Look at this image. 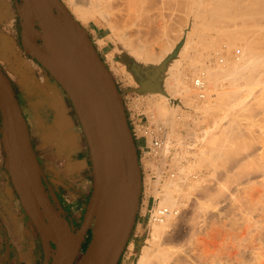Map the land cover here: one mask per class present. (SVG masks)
Masks as SVG:
<instances>
[{
  "label": "rangeland",
  "instance_id": "374dc122",
  "mask_svg": "<svg viewBox=\"0 0 264 264\" xmlns=\"http://www.w3.org/2000/svg\"><path fill=\"white\" fill-rule=\"evenodd\" d=\"M177 1L178 0H176L175 3L172 2L175 4V6L173 4L174 8L176 7ZM179 1H180V4L182 3L183 6L182 5L180 6L177 3L178 4L177 7L179 8L181 7V9L175 8L174 10L173 9L172 10L174 12L177 9L179 15L181 16L182 12L183 14H185L186 10L185 9L182 10V8H184L185 6H186L185 8H187V4H185L187 3V1L186 0H183L182 2L181 0ZM60 2H62L63 6L76 20V23L80 27V29L90 37L93 44L96 46L101 58L103 59L106 67L109 69L112 77L116 81L118 88L120 90L121 96L123 98L125 108L127 110L130 127L131 125L133 126L134 122H140V121H142V124H145V125L151 124L152 119L147 113V110H148V107L152 105V103L155 102L154 98H157L156 101H159L160 97L163 95L166 98H170L168 96L170 93L167 92V89H165V87H163L164 89L162 88L163 83L168 82V81L173 82V78L171 76L168 77V73L165 72L167 70V66H168V63L170 62V59L176 58L177 60L176 65H179L177 66L178 67L177 69H179L180 71H183L181 69L182 68L185 69L186 67H190V69H193L192 72H196L195 71L196 68L198 71H200L204 67H209V66L212 67L214 78L222 86V84L223 85L227 84L226 82H223V80H225L226 78H228L229 81L233 80L232 77L228 76V74L232 72L225 70V68H228V67L232 68L233 65L237 66L242 63H247L250 60H252L253 57L256 55L257 56L264 55V49L256 48L248 42L244 46V52L241 53L242 56L244 57V61L236 60L235 54L240 53L242 51L243 45L241 44L240 41L235 43L234 38L238 34L237 32L239 33L241 32L242 37H245L244 41L247 42V40L250 37V30L248 27L243 30L238 28V26H235V27L232 26L230 28L225 27V29H223L222 27H220V24H219L218 26H216V28H212V29L207 28V27L203 28L201 25L194 28L193 26H191L192 23L190 22V20L191 19H192L191 21L194 20L193 21V23L195 22L194 24H198L197 22L199 21L198 19L196 20L194 18L195 16L193 14H192L193 16L191 17L190 12L188 11L189 9H187L189 16L187 17L188 13H186L185 15H183V18H185L184 16H186L189 19V21L187 18L185 19L181 18L179 15H177V12H175L176 15H173L174 18L176 16L177 17L179 16L181 20L183 21L186 20L185 24L186 23L189 24V25L187 24L186 26L184 23H183L184 25L180 24L181 25L180 28L182 27L181 28L182 31H181L179 30L180 28L178 27L179 24L177 25V23H181V21L177 22V20L175 21L174 19H172L171 21V19H169V17H171L173 13L170 11V9L173 8L172 3L170 6L169 4H167L165 0V5H169L168 7V6H164L163 0H147L146 2H144V5L142 6L143 12L141 14V19H140V16H138L139 18L137 17L138 22L140 20L138 25H140L139 27L141 30L139 29L138 26H137L138 29L136 28L137 31L136 29H134L135 27H132L130 30L131 31L133 30L136 33V35H138L140 31L141 32L143 31L141 34L145 33L143 34V36L144 35L145 36L141 38L142 40L143 38L145 39L148 38L151 41L153 37H154L153 40H155V37H157L156 39L159 42L160 41L158 40V36H159V39H162L160 43H157L156 40L155 42L157 44H155L154 41H151V43L154 42L153 44L155 46H152V47L154 48L155 53H157V51H164L165 50L164 48L166 47L164 43H167V42L173 41L175 43L173 45H177L179 47H177L178 54L176 52V55H174L175 53L172 54L173 56L168 55L169 57L167 56L168 57V58L166 57L167 59L164 58V60L158 62L160 64L155 63V64H150L149 66H145L142 63L136 62V60H134L133 58L127 59V56L125 55L122 56V54L121 55L118 54L119 53L118 50L120 49V47L123 48V46L125 45H122L123 42H119L117 37L115 39V37L112 36L114 40L111 37L109 39V36H111L112 34L108 26L105 24L104 19L98 17V18H94L90 20L88 23H83L82 21L74 17L75 13L73 12V9L69 5V3L68 2L66 3V0L65 1L60 0ZM16 4L19 6L20 10L23 9V4L20 0H0V10H1V13L3 12L2 14L4 16L2 21H3V24L4 23L10 24L8 20L9 12H11V15H13L12 19L14 20L16 19V21L13 22L14 25L12 26V30H13L12 37L17 46L18 54L21 56L22 59L26 60L28 63L32 62V65L35 68V70L34 68L32 70L33 79L36 85L38 84L39 86H42V87L39 91H36L30 94L28 93V88H25V87H23V89L21 88L20 84L18 83V80H20L18 77L12 75L11 73H10V76L14 80V84H15L14 89L21 103V106L24 112V117L26 121L28 122L30 135L32 136V139L34 140V145L36 146V148L40 144V136L42 135L51 137L50 141L56 144V142L60 138V135L67 133V130H69L68 123L65 118L67 117V115H69V117L72 118L74 117V115H76V113L75 111H73L74 109L71 105V102L67 94L61 89V87L57 84L55 79L50 74H48L26 52L21 42V37H20V29H21L20 22H19L20 17L19 16L15 17V12H16L15 5ZM112 8L115 9L114 7ZM163 8L165 9L163 10ZM116 10L117 8L111 11L112 14L113 12L115 13ZM106 11L109 13L107 14L110 16V12H109L110 9L107 8ZM164 11L165 12L167 11V13L168 11L170 12L168 14L169 21L167 19L168 15L164 14L165 15L164 18L166 19L165 23H167L168 25L170 21L173 22L174 20L175 22V24H173L174 22L172 23L174 26H172L171 30H168L170 28L169 27L167 28V26H165L166 24L162 25V23H160V21L162 22L164 21V19L162 18L163 17L162 13ZM117 12L119 11H116V13L114 14L115 16L113 15L114 18L118 14ZM158 13L160 16L162 15L161 19L158 16ZM154 17L158 18V21ZM114 18L113 20L114 21L116 20L117 22L118 18L117 19L116 18L114 19ZM150 18H154L155 20L153 19L154 20L153 21ZM236 19L234 18V20ZM234 20L230 22V25H233ZM118 21L120 23L121 20H118ZM237 21L239 20H236V22ZM158 23L162 25L161 31H163L162 30L163 26L166 27L168 31H173L174 27H176L175 31L178 28L177 30L178 32L181 31L180 32L181 35L180 33L179 35L175 34L174 33L175 31L170 32L172 35H167L166 31L162 32L161 34V31L159 30H158L159 32L156 31L158 27H160ZM237 24L240 25V22L239 23L237 22ZM183 26H185L186 29H184L185 27ZM246 26H248V23L246 24ZM191 28H194L195 30ZM200 30L202 31V35L205 34L204 35L205 38H202V36H200L201 38H198L199 35H201L198 33V32H201ZM184 31L185 32L189 31L188 35L192 34L191 37H188L190 39V40L188 39L189 42L191 41L190 43L191 46L189 45L190 46L189 47L187 45L188 49L184 47L185 37H184V34L182 33ZM134 32L132 33L129 31L127 33L131 34L129 36L130 37L132 36L131 38H133V36L135 35ZM158 33L161 34V36L167 35L164 37L165 40L162 37L160 38V35H157ZM196 33H198L197 34L198 37ZM140 36L139 37L137 36V37L140 38ZM169 36L171 38L173 37L172 41H171V38L170 40L166 39ZM175 36H180V37L177 40L178 37H175ZM174 37L176 38L175 40H177V42L174 41ZM134 38H133V42L134 40L136 42L137 40H139L137 38L135 39ZM199 39H202V40L200 41ZM166 40H169V41L165 42ZM181 40L183 43L181 42ZM143 41L141 43H145V42L148 44L150 43V41L148 42L147 40L145 42ZM113 42H115V44ZM119 43H121V45ZM162 43L164 44L165 47L162 45ZM146 45L145 47H147ZM161 45L163 46L162 49H161ZM180 46H182V48ZM183 47L185 49H183ZM125 48H127V46H125ZM222 48L228 49L229 51V54H228L229 61L228 62H226L225 57L222 54H219L216 56V52L220 53V50ZM147 49H149V47ZM126 51L128 52V49H125L124 51L125 54L127 55ZM149 53H152V52L149 51ZM220 55L223 56L224 58L223 57L219 58ZM217 58L219 59V61ZM163 61H164V64H163ZM190 63L194 65V67L192 66L193 68L191 67ZM185 64L187 66H185ZM259 72L260 73L258 74L257 78L259 77L260 79L264 78V62H262V64L260 65ZM254 81H255V76L248 78L244 81H240L239 86L238 85L237 86L236 85L234 86L226 85L223 88H219L212 94V96L209 99L205 97L203 102L196 100L192 107L187 108V110H190L189 113H184V115H186L185 120L180 119V113H177L176 114L177 121L172 126L173 132H174L173 134H175L179 139L183 140L184 145H186L187 148H184L185 146L180 145V144L179 145L177 144L178 146L177 145L175 146V143H177V141L171 140V147H172L171 153L172 154H170L169 157L163 156L162 152L160 154H157L156 156L149 155L148 152L151 147L150 141L147 140L145 137L136 139V144L138 146V152H139V157H140L139 159H140V164H141L142 174H143V182H144V177H145L146 187L142 189L140 209H139V213H138L137 220L135 223V227L132 232L130 241L123 253L124 255L122 256L119 264L136 263L137 261L136 257L139 254L138 252L139 250H141V247L144 245L145 240L149 236V233H150L149 223L152 218V216H150L151 211L153 210V208L155 211V209L160 206V196L156 194L155 187H154L155 186L154 182L158 181V174L164 173L163 177L165 178H162V181L160 184V185H163L165 180H167L165 172L173 169L176 171V174L179 175V171H177L176 168L180 166H185V165L190 167V169L189 168L187 169L189 172H186V174L188 173L187 174L188 176L190 174L193 175V179L189 181V183H193V187L190 190L191 191L190 194L188 193L186 194L185 198L183 197L181 198V201H182L181 202L182 203L181 214H180L181 216H179V218L174 223L172 228H170V231L168 233L169 235H167L169 238L167 237V239L168 240L172 239L171 241L173 242L175 241V242L182 243L183 241L185 243L186 240H188L190 237L194 238L195 236L197 237L198 235L199 237L196 238V240L197 239L199 240V242H196L197 247L201 245L198 247L199 250L201 249V253L203 252L202 249L204 250L205 248L204 252L205 253L207 252V253L206 254L202 253V254H205L204 261L205 263L207 262L206 264H264V240H263L264 239V188H263L264 186L262 187V185L264 184H261L259 182V180L262 179L261 174H263V172L260 169L261 166L259 165L260 164L262 165V163H264V159H263L264 150H262L264 148L261 147L264 145L263 143L264 139H262L263 138L262 136H264V90L258 91L259 84H256ZM232 83H235V82H232ZM250 89H253L252 93L248 91ZM232 91H235V95L234 93H233V96L224 95ZM236 91L238 92V94H236ZM247 95L249 96V98L248 97L246 98ZM242 96L247 99V102L244 103L243 107H236L234 105L235 102L232 103L233 100L236 101V99H239ZM173 102L175 103L177 101L174 99ZM224 114H228V117H230V119L228 118L226 122L225 120H222ZM245 116L246 118H244ZM218 123H219V127L216 130L214 141L219 142L220 141V130L221 131L225 130L228 133L229 142L231 143V148L229 147V149L231 150L229 151L232 152V154L230 153V156L232 157V159L229 158L227 155L226 158H224V156H221V160H220V157L219 159L212 158L211 162H209L211 164L208 163L209 165L205 164V162L202 164L203 160L199 161L200 158H198L196 155L194 156V154L192 155V153L196 150V147H197V150L194 153H197V154H198V149L199 150L203 149V148H200L202 146L200 145L199 147L197 143L199 139V135H202V133H204V131H206L210 127H216ZM154 126L156 125L154 124ZM167 127H169V129L171 128L170 126H167ZM239 127L242 128V129L240 128L241 129L240 132L238 131ZM188 142H191V143H188ZM176 151H181L182 154L183 152H185V156L188 158L187 162L184 159L179 160V161H176L175 159H173L174 153ZM188 151H190L189 153L190 155L188 154L187 156L186 154L188 153ZM257 151L258 153L256 154L255 152ZM252 154L254 157L252 158L248 157L249 155L252 156ZM256 155H258L257 159H259V156H261L260 161L255 159L257 157ZM222 158L225 162L222 160ZM188 160H191V161L188 162ZM199 162L201 163L202 166H200ZM91 169H92V165H91ZM66 170L68 169H64V171ZM62 174L64 173L62 172ZM194 175L197 176L195 178L198 179L199 177L200 179L199 180L200 182H198L197 184L195 183V181L197 180L194 178ZM226 176L227 177L229 176L228 180L231 177H233V180L232 179L229 180L230 182L228 181L229 182L228 183ZM224 180H226V182H224ZM88 181L90 185H89V189L87 193L85 194L87 197L85 198V203H83V206L82 205L78 206L76 204V207L72 209L68 208L69 204L65 200V198L67 199L68 197H63V195L57 196L53 192V190L49 189V187L47 188V192L49 193L50 197L53 199L54 203L56 205L58 204L65 212V215L61 217L62 221L67 222L74 231H77L80 228L84 220V217H85L86 208L90 201V197H91V193L93 189V172H92V176H90ZM64 184L66 185V183ZM224 185L226 186L224 187ZM11 186L12 185L10 184L9 187ZM221 186H222V189L220 188ZM217 187L218 189L219 188L220 189L218 190ZM77 188L78 187H76V192H74L75 189L73 188L71 189V192L74 194L76 193V196L80 195L81 193L77 191ZM204 189H205V193L208 196L205 195V193L203 192ZM61 190L65 192V189H61ZM221 190L224 194L222 193L221 197H218L221 192L219 194L217 193ZM222 195H224L223 196L224 198H222ZM197 200L199 202L200 201L203 202L201 205L207 203L208 201V204L205 206L208 209L203 207L204 211L202 209L198 210L199 205H197L198 203ZM6 207L5 209L3 208L1 209L2 210L1 214H3V216L8 215V204L7 203H6ZM17 209L20 212L21 205H20L19 199L17 201ZM205 209L207 210L205 211ZM196 210L199 211V213L201 212L204 215L203 217L207 216L205 220H203L204 218L201 219L202 220L201 222L204 224V222L206 221L205 222L206 224L203 225L202 223H200V220L199 222L196 221L198 220L199 215L201 218V213L199 214L198 212H196ZM205 212L208 215L205 214ZM20 213L21 215L23 214L22 212ZM209 215H212V216H209ZM63 217L65 218L63 219ZM210 219L212 220L210 221ZM192 221L196 223L199 227L196 226V224H194ZM190 223L195 225L194 230L196 231L197 235L196 233H194L195 231L193 232V225ZM202 226H204L205 229H202L204 228ZM199 233L200 234L203 233L201 234L202 238H200ZM91 238H92V233L89 232L83 247L85 246V248H87L89 242L91 241ZM202 240L203 241L206 240V241L203 242ZM252 247L253 249H251ZM256 247L260 248L261 250H259ZM37 249H38V245H37ZM254 249L256 252L253 251ZM84 251L85 250L83 249L82 254L80 255L78 259V263L80 259L82 258ZM39 253H41V259L43 260V252H42L41 246L39 248ZM256 253H258V255ZM253 254L257 256L255 257L253 256ZM216 257H218L219 261L216 260L217 259Z\"/></svg>",
  "mask_w": 264,
  "mask_h": 264
},
{
  "label": "water",
  "instance_id": "95a60500",
  "mask_svg": "<svg viewBox=\"0 0 264 264\" xmlns=\"http://www.w3.org/2000/svg\"><path fill=\"white\" fill-rule=\"evenodd\" d=\"M26 52L67 94L91 159L93 190L77 231L46 189L28 123L0 65V113L5 168L20 205L41 242L44 264H119L140 209L142 168L127 110L114 78L90 37L60 0H20ZM55 249H54V247Z\"/></svg>",
  "mask_w": 264,
  "mask_h": 264
},
{
  "label": "bare ground",
  "instance_id": "6f19581e",
  "mask_svg": "<svg viewBox=\"0 0 264 264\" xmlns=\"http://www.w3.org/2000/svg\"><path fill=\"white\" fill-rule=\"evenodd\" d=\"M146 1L147 0H66V3L68 2L69 5L72 7L73 12L75 13L74 17H76L77 19H79L83 23H88L90 20H92L94 18H98V17L104 19L105 24L108 26V28L112 34L111 36H109V39H110V37L112 38V36H114L115 39L117 37L119 42H123L122 45L127 46V48H125V46H123V48L120 47V49L118 50L119 51L118 54H120V55L122 54V56H124V55L127 56V59L133 58L134 60H136V62L142 63L145 66H149L150 64H155V63H158V62L164 60V58L167 59L169 57L168 55L173 56L172 54H174V53H175L174 55H176L177 47H179V46L173 45V44H175L172 41L173 37L171 38L169 36L166 39L170 40V38H171L172 42H167L169 40H166L165 42H167L169 45L167 43H164L166 46L165 47L164 44L162 43V45L165 47L164 48L165 50L163 49L164 51H157V53H155L154 48L152 46H155L153 44L155 42V40L157 43L161 42L162 39H159V36H158V40H160V41L159 42L157 41V39H156L157 37H155V40H153L154 39V37H153V39L151 41H154V42H152V43L148 38H146V39L143 38V40H145V41L146 40L150 41V43L148 44L141 39L142 37L145 36V35L143 36V34H145V33L141 34L143 31L142 32L138 31L139 33L137 32L138 35H136V33L133 30L132 31L130 30L132 27H135L134 29H136L137 26L138 27L140 26V25H138L140 20L138 22L137 19L139 18L138 16H140V19H141V14L143 12L142 6L144 5V2H146ZM163 1H164V6L169 7V5L171 6V3L172 2L175 3L176 0H166L167 4H169V5H165V0H163ZM178 1H177V3L181 6L182 3L180 4V1L179 2ZM182 1L183 0H181V2ZM186 1H187V3H185V4H187V8H185L186 6L184 5L185 7L182 8V10L185 9L186 10L185 14H186V13H188L187 9H189L188 11L190 12L191 17L194 15L195 16L194 18L196 20L198 19V21L200 22V24H199V22H197L198 24H194L195 23V22L193 23L194 20L191 21L192 20L191 19L190 22L193 24V25L191 24V26H193L194 28L201 25L203 28L207 27V28L212 29V28H216V26H218L219 24H220V27H222L223 29H225V27L230 28L232 26L233 27L238 26V28H240L241 30H243L247 27L249 28L250 37L247 40V42L244 41L245 37H242L241 32L240 33L237 32L238 34L234 38L235 43L240 41L241 44L243 45L242 51L240 53L235 54V58L237 61H244V57L242 56L241 53L244 52V46L248 42L256 48L264 49V0H186ZM174 3H172V6ZM177 3H176L175 8L181 9V7L180 8L177 7L178 6ZM174 6H175V4H174ZM174 6L171 9L169 8L171 12H173V10L175 9ZM112 7H114L115 9L117 8L116 11L120 12V14H119V12H117V13L120 15L121 18L119 17L118 14L117 15L120 19L117 17V15H116V17L118 19L115 17L117 19V22H116V20L115 21L113 20V18L115 16L114 14L116 13V11H115V13L113 12V14H112L111 11L115 10ZM107 8L110 9L109 12H110L111 17L108 15L109 13L106 11ZM111 9H113V10H111ZM164 9L165 8H163V10ZM177 9H176V11L173 12L174 14L172 13V16L176 15L175 12H177V15H179ZM164 12L162 13L163 17H162V15L161 16L159 15L160 12L158 13V16L160 17V19H161V17L164 19V21H163L164 23L162 21H160V23H162V25L166 24L165 26H167V28L168 27L170 28L168 30H171L172 26H174L173 25V24H175L174 20L175 21L177 20V22L181 21V23L176 22L177 25L179 24L178 25L179 28L181 25L185 24L186 20H184V21L181 20V18H183V15H185V14H183L182 11H181L182 12L181 16L179 15L181 18L178 16L180 19L177 16H176L177 19H176V17L174 18V16H173V18H172V16L169 17V15H168L170 13L169 11H168V13H167V11L165 13ZM164 14L168 15L167 19H168V17H169V19H171V21H172V19H174L173 20L174 23L171 21H170L171 23L169 22L170 25L173 23L171 26L169 24H168L169 25L168 26L167 23H165L166 19L164 18V16H165ZM188 16H189V13L187 14V17ZM184 17L187 18L186 16H184ZM154 18H156V17H154ZM154 18H150V19L153 20ZM185 18H183V19H185ZM234 18L235 19L237 18L236 20H239L237 22L238 23L240 22V25L237 24V22H236V20H234ZM156 19L158 21V18H156ZM169 19H168V21H169ZM231 19L234 20V23L232 22L233 25H230V22L232 21ZM118 20H121L120 23ZM188 21H189V19H188ZM247 23H248V26H246ZM153 24H155V23H153ZM187 24L188 23H186L185 26ZM162 25L159 24L160 27H158V29L156 31H158V30L161 31ZM185 26H183V27H185ZM156 28H157V26H156ZM167 28L163 26L162 27L163 31H161V34H162V32L166 31L167 35H172L170 32L175 31L176 27H174L173 31H168ZM181 28L179 30H181ZM194 28H191V29H194ZM128 29L130 32H132V33L134 32L135 35L133 36V38L135 37V38L139 39V40H137V42L135 40H134L135 43L133 42V38H131L132 36L131 37L129 36L131 34L127 33V32H129ZM137 29H136V31H137ZM139 29H140V27H139ZM177 29L174 33L179 35V33L182 30L178 32ZM184 29H186V27ZM184 32H182L184 34V37H185V38L183 37L184 43H185V46L184 45L183 46L187 48V45L189 46L191 43V41L189 42L190 39L188 37H191L192 34L188 35L189 31H187L185 33ZM196 32H198V31H196ZM198 33L201 34V35H199V37L197 35ZM198 33H196L198 38H201L200 36H202V38H205V36H204L205 34L202 35V31L198 32ZM139 34L142 36H140ZM161 34L158 33L157 35H160V38L162 37L165 40L164 37L167 35L161 36ZM163 34H165V33H163ZM180 35H181V33H180ZM137 36L138 37L140 36V38H138ZM175 37H178L177 38V40H178L180 36H175ZM175 37H174V41L177 42V40H175L176 39ZM129 38H131L132 40ZM140 39L145 43H141L142 41ZM199 40L201 41L202 39H199ZM139 41H141V42H139ZM156 42H155V44H157ZM181 42H182V40H181ZM220 42H222V41H220ZM113 43L115 44V42H113ZM170 43H172V44H170ZM119 44L121 45V43H119ZM150 44H152V45H150ZM145 45L147 47H145ZM162 45H161V49L163 47ZM25 46H26L27 52L30 54H33L31 47L28 44H26ZM150 46L152 47L154 52L152 51ZM156 46H158V45H156ZM148 47H149V49H147ZM180 47L182 48V46H180ZM184 47H183V49H185ZM125 49H128V52L126 51L127 55L124 52ZM147 50L151 51L152 53H149V51H147ZM186 50H185V52H186ZM0 54H1V58L9 65L11 74L20 79V82L22 83L23 87L28 88V93L31 94V93L39 91L41 89L42 86H39L38 84L36 85L35 81L33 79V71L32 70L34 67L32 65V62L28 63L26 60L21 58V56L18 54L15 41L12 37H10L8 35H6V36L2 35L1 42H0ZM177 54H178V52H177ZM219 54H222L225 57L226 62L229 61L228 49L222 48L220 50V53L216 52V56ZM223 56L220 55L219 58H221ZM252 56H254V55H252ZM217 59H216V61H217ZM218 61H219V59H218ZM218 61H217V63H218ZM176 62H177L176 58L170 59V62L168 63V66H167V70L165 71L168 73V77L171 76L173 78V82L167 80L168 82L164 81L165 83H163V85H162V88L165 87V89H167V92L170 93L168 95L170 98H166L164 95L160 97L159 101H156L157 98H154V101L156 102V103L154 102L155 105H154V103H152V105H150L148 107V110H147V113L149 114L150 118L152 119L151 126L153 127L155 124L156 130L161 131L163 144H162V147L160 148L158 154H160L162 152L163 156H168V157L170 154H172L171 153V151H172L171 150L172 149L171 140L177 141V143H175V146L177 144L178 145L179 144L184 145L183 140L179 139L175 134H173L174 132H173L172 126L177 121V116H176L177 113H180V119L185 120L186 115H184V113H189L190 110H187V108L192 107L196 100L203 102L205 97L207 99H209L212 96V94L216 90H218L219 88H223L226 85H228V86H234V85L237 86L238 85L239 86L240 81H244V80L251 78V77H254V76H255L254 82L256 84H259L258 91L264 90V78H262V79H260V77L257 78L258 74L260 73L259 72L260 65L262 64V62H264V55L263 56H257L256 55L253 57L252 60H250L247 63H242V64H239L237 66L233 65L232 68H229V67L225 68V70L232 72V73L228 74V76L232 77L233 80L229 81V79L226 78L225 80H223V82H226L227 84L226 85L222 84V86L214 78V74L212 72V70H213L212 67H210V66L204 67L200 71H198L197 68L196 69L194 68L196 72H192L193 69H190V67H186L185 69L184 68L181 69L183 71H180L179 69H177L178 68L177 66H179V65H176ZM158 64H160V63H158ZM163 64H164V61H163ZM185 66H187V65L185 64ZM192 66L194 67L193 64H191V67ZM165 67H166V65H165ZM34 70H35V68H34ZM197 79L203 80V82H204V88L203 89L198 88L196 86L195 81ZM232 82H235V83H232ZM240 91H242V90H240ZM248 91H250L252 93L253 89H250ZM245 92H247V91H245ZM233 93L235 95V91H232L230 93H226L224 95L233 96ZM239 93H241V92H239ZM201 94H204L203 98L201 97ZM236 94H238L237 91H236ZM250 94H248V95H250ZM248 95L246 96V98L247 97L249 98ZM236 97H237V95H236ZM246 98L242 96L239 99H236V101L233 100L232 103L235 102L234 105L236 107H243L244 103L247 102ZM174 99L177 102L174 103L173 102ZM228 118L230 119V117H228V114H224L222 120H225V122H226V120H228ZM244 118H246V116ZM255 120H257V119H255ZM167 126H170L171 128L169 129V127H167ZM218 127H219V123L217 124L216 127H210L209 129L204 131V133H202V135H199V139H198L197 143H198L199 147L201 145L202 147H200V148H203V149H200V150L198 149V154H197V153H194L197 150V147H196V150L192 153V155L194 154V156L196 155L198 158H200L199 161L203 160L202 164L204 162H205V164H208L209 162H211L212 158L219 159V157H220V160H221V156H224V158H226V156L228 155V157L232 159V157L230 156V153L232 154V152L229 151V150H231V149H229V147L231 148V143L229 142L228 133L225 130L224 131L220 130V141L219 142L214 141L215 135H216V130ZM240 128L241 127H239V130H238L239 132L242 129V128L241 129ZM262 137H263L262 139H264V136H262ZM184 146H185L184 148H187L186 145H184ZM261 147L264 148V145ZM262 150H264V149H262ZM181 151H176L174 153L173 159H175L176 161L184 159L187 162L188 158L185 156V152H183V154H184L183 155ZM189 153H190V151H188V153L186 155L188 156ZM255 153L257 154L258 151ZM260 154H261V152H260ZM198 155H200V156H198ZM256 156L257 157L255 159L258 158V155H256ZM248 157L252 158L254 156L252 154V156L249 155ZM260 157L261 156H259V159H257V160L260 161ZM229 158H227V159H229ZM222 160H223V158H222ZM189 161H191V160H188V162ZM197 162H198V160H197ZM199 164H200V166H202L200 162H199ZM209 164H211V163H209ZM259 166H261L260 169L263 172V174H261V172H260L262 179L259 180V182L261 184H264V163H262V165L260 164ZM188 168L190 169V167L186 166V165L176 168V170L179 171V175L176 174V171L173 169L165 172L167 180H165L163 185H160V184H161L162 178H165V177H163L164 173L158 174V181L154 182L155 183L154 187H155L156 194H158L160 196V206L158 208H156L154 211L155 214H154V216H152L150 223H149V229H150L149 236L145 240L144 245L141 247V250L138 249L139 254L136 257L137 261L134 264H206L207 263V262L205 263V261H204L205 260L204 259L205 254L207 252L206 253L204 252V250H205V248H204V250L202 249V251H203L202 253H205V254H202L201 249L200 250L198 249V247L201 245H199L197 247L196 242H199V240L197 239L198 240L197 241L196 238H198L199 236L197 235L196 231L194 230L195 225H193L192 223H190V224L193 225V232L195 231L194 233H196L197 237L196 236L194 238L190 237L188 240H186L185 243L183 241H182V243L175 242V241L173 242V241H171L172 239L171 240L167 239V237H168L167 235H169L168 233L170 231V228H172V226L177 221L179 216H181L180 215L181 214V206H182L181 198L182 197L185 198L186 194H188V193L190 194V192H191L190 190L193 187V183H189V181L191 179H193V175L190 174L188 176L187 175L188 173L186 174V172H189L187 170ZM66 171H70V170L68 169ZM195 177H197V176L194 175V178ZM228 178H229V176L226 178L227 182L231 179L233 180V177H231L229 180H228ZM195 179L197 180V181H195L196 184L198 182H200L199 177H198V179L197 178H195ZM142 180H143V174H142ZM224 182H226V180H224ZM185 185H186V187H185ZM225 186L226 185H224V187ZM263 186L264 185H262V187ZM218 187H217V189H218ZM143 188H144V183H143L142 189ZM220 188L222 189V186ZM203 192L205 193V189ZM219 193H220V195L218 197H221V194L223 193L222 190L219 191L217 194H219ZM261 193H263V192H261ZM217 194H216V196H217ZM205 195H207V194L205 193ZM223 196L224 195H222V198H224ZM216 199H214V200H216ZM197 202H198L197 205H199L198 210L199 209L203 210V207H205L208 204V201H207V203L204 202L205 204H203V205H201L203 202H201V201L199 202L198 200H197ZM205 208H207V207H205ZM193 209H194V207H193ZM207 209H205V211ZM161 211H166V212L164 213V217H162L160 219V218H158V214ZM193 212H194V210H193ZM196 212L199 213V211H197V210H196ZM205 214H207V213L205 212ZM203 216L204 215L201 213V218L199 215L198 220H196V221L199 222V220H200V223H202L201 219L204 218L203 220H205L207 217L206 215H205L206 217H203ZM209 216H212V215H209ZM195 217H197V216H195ZM211 220L212 219H210V221ZM205 222H204V224H206ZM194 224H196V223H194ZM196 226H198V225L196 224ZM202 227H204V226H202ZM202 229H205V227ZM198 230H197V232H198ZM191 234H192V232H191ZM201 234H203V233H201ZM201 234L199 233L200 238H202ZM260 235H261V233H260ZM170 238H172V237H170ZM205 241H203V242H205ZM257 241H258V239H257ZM260 243H262V242H260ZM256 248H258V247H256ZM251 249H253V247ZM258 249L261 250L260 248H258ZM253 251H255V249ZM254 254H253V256H255ZM256 254L258 255V253H256ZM259 255H260V253H259ZM216 258H217L216 260H218V257H216ZM206 261H208V260H206Z\"/></svg>",
  "mask_w": 264,
  "mask_h": 264
},
{
  "label": "crops",
  "instance_id": "0c3cea01",
  "mask_svg": "<svg viewBox=\"0 0 264 264\" xmlns=\"http://www.w3.org/2000/svg\"><path fill=\"white\" fill-rule=\"evenodd\" d=\"M15 10V17H17L21 12L17 4ZM2 13L0 10L1 21L4 18ZM8 17L10 24H3V21L2 23L0 21V42L2 35L12 37L13 34L12 26L16 19H12L11 12H9ZM0 65L14 84V80L10 76V67L1 58V54ZM18 83L23 89L20 80H18ZM65 119L69 130H67V133L60 135L56 144L50 141L51 137L42 135L40 136V144L36 148L32 136L31 139L43 170L46 189L49 187L57 196L68 197L65 200L69 204L68 208L72 209L76 207V204L83 206V203H85V198H87L85 194L89 189L90 183L88 180L92 176V169L88 145L77 115L72 118L67 115ZM1 121L0 113V264H44V257L42 260L41 253H39L41 245L38 234L26 218L22 207L20 210L23 213L22 215L17 209L18 197L13 187H9L11 181L5 168L6 157L2 144ZM64 169L70 171H64ZM76 187H78L77 191L81 192L78 196H76V193L71 192L72 188L76 192ZM61 189H65V192ZM6 203L8 204V215L3 216L1 209H5Z\"/></svg>",
  "mask_w": 264,
  "mask_h": 264
},
{
  "label": "built area",
  "instance_id": "2783aa9c",
  "mask_svg": "<svg viewBox=\"0 0 264 264\" xmlns=\"http://www.w3.org/2000/svg\"><path fill=\"white\" fill-rule=\"evenodd\" d=\"M195 84L198 88H201V89L204 88V82L202 79H197L195 81ZM201 97L203 98L204 94H201ZM131 130H132V134H133L135 141L136 139L141 138V137H145L147 140L150 141L151 147L148 152L149 155L156 156L158 154L163 144V139H162L160 130L159 131L156 130V127L155 126L152 127L151 124H148V125L142 124V121L134 122L133 126L131 125ZM188 143H191V142H188ZM143 183H144V188H145L146 187L145 177H144ZM153 211H154V208L151 211L150 216H154L155 212ZM165 212L166 211L159 212L158 218L161 219L162 217H164Z\"/></svg>",
  "mask_w": 264,
  "mask_h": 264
},
{
  "label": "flooded vegetation",
  "instance_id": "af4514ba",
  "mask_svg": "<svg viewBox=\"0 0 264 264\" xmlns=\"http://www.w3.org/2000/svg\"><path fill=\"white\" fill-rule=\"evenodd\" d=\"M20 35H21V29H20ZM65 217H63V219H64ZM39 237V236H38ZM39 241H40V238H39ZM40 245H41V242H40ZM54 247V246H53ZM41 248H42V246H41ZM54 249H55V247H54ZM42 252H43V250H42ZM43 257H44V255H43ZM78 264V263H77Z\"/></svg>",
  "mask_w": 264,
  "mask_h": 264
},
{
  "label": "trees",
  "instance_id": "16d2710c",
  "mask_svg": "<svg viewBox=\"0 0 264 264\" xmlns=\"http://www.w3.org/2000/svg\"><path fill=\"white\" fill-rule=\"evenodd\" d=\"M84 250H86L85 246L83 247Z\"/></svg>",
  "mask_w": 264,
  "mask_h": 264
}]
</instances>
